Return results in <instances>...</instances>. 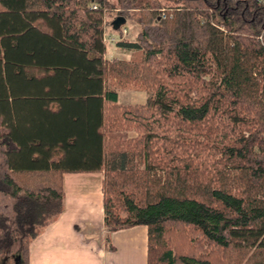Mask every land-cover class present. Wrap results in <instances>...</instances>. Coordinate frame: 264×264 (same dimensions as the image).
I'll return each instance as SVG.
<instances>
[{
	"label": "trees",
	"instance_id": "obj_1",
	"mask_svg": "<svg viewBox=\"0 0 264 264\" xmlns=\"http://www.w3.org/2000/svg\"><path fill=\"white\" fill-rule=\"evenodd\" d=\"M163 1L0 0V264L78 171L102 172L105 232L146 227L145 264H264V2ZM116 15L139 29L106 60Z\"/></svg>",
	"mask_w": 264,
	"mask_h": 264
},
{
	"label": "crops",
	"instance_id": "obj_2",
	"mask_svg": "<svg viewBox=\"0 0 264 264\" xmlns=\"http://www.w3.org/2000/svg\"><path fill=\"white\" fill-rule=\"evenodd\" d=\"M117 41H113L114 45L109 50L126 56H106L105 43L103 59H128L131 56L133 48L121 46ZM115 90L119 103H142L146 99L145 95L144 99L137 100L144 90L132 87H116ZM101 179V171L62 173L63 210L29 242L27 264H145L144 225L135 224L105 232L102 224ZM106 235L108 240L105 239ZM1 260L2 264H18L19 255L5 256Z\"/></svg>",
	"mask_w": 264,
	"mask_h": 264
},
{
	"label": "rangeland",
	"instance_id": "obj_3",
	"mask_svg": "<svg viewBox=\"0 0 264 264\" xmlns=\"http://www.w3.org/2000/svg\"><path fill=\"white\" fill-rule=\"evenodd\" d=\"M162 3H163V6L164 7L167 6V2H165V1L162 0ZM122 26H125V28H126V32L124 33L123 38L126 37L127 39H134L135 32L137 31V29L139 27L138 24H137V22L134 21L133 19H126L124 21V23H122ZM108 32L111 33V31H109V30H108ZM113 45L114 44H113L112 41H106V46H107L106 51H105V55L106 56H108V57H111V56L125 57L126 56V54H124V53L115 54V53L111 52L109 50V47H112ZM204 77H207V74H205ZM138 90H141V89H138ZM147 94L148 93L142 92L140 95H138L137 100L144 99L145 98V95H146V98H147ZM140 96H142V97H140ZM154 101L155 102H160L163 107H166V108H171L172 107L171 105L164 104L160 100H157L156 98L153 97L151 99V102L154 103ZM115 134L118 135V136H120V137H126V138L135 135V133L132 130H128V131H124V132L117 131V132H115ZM131 164H132V162H131Z\"/></svg>",
	"mask_w": 264,
	"mask_h": 264
},
{
	"label": "built area",
	"instance_id": "obj_4",
	"mask_svg": "<svg viewBox=\"0 0 264 264\" xmlns=\"http://www.w3.org/2000/svg\"><path fill=\"white\" fill-rule=\"evenodd\" d=\"M258 1H263L264 2V0H258ZM92 7H94L93 4H92ZM160 16L164 17V13L161 12ZM125 32H126V28H125V26H122V24L120 26V30L119 31H111V33H110V32H108L106 30L103 33V41L106 43V41H112L113 42V41H116V40H120V39L123 38V35H124Z\"/></svg>",
	"mask_w": 264,
	"mask_h": 264
},
{
	"label": "water",
	"instance_id": "obj_5",
	"mask_svg": "<svg viewBox=\"0 0 264 264\" xmlns=\"http://www.w3.org/2000/svg\"><path fill=\"white\" fill-rule=\"evenodd\" d=\"M125 21V17L122 15H116L112 18L111 20V27L112 29H117L119 27V25H121L122 23H124Z\"/></svg>",
	"mask_w": 264,
	"mask_h": 264
}]
</instances>
